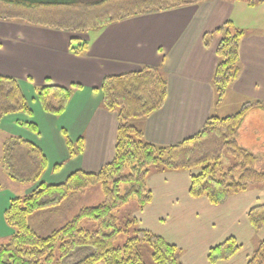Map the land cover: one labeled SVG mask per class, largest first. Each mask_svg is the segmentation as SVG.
Wrapping results in <instances>:
<instances>
[{"label": "crops", "instance_id": "0c3cea01", "mask_svg": "<svg viewBox=\"0 0 264 264\" xmlns=\"http://www.w3.org/2000/svg\"><path fill=\"white\" fill-rule=\"evenodd\" d=\"M253 4L245 5L253 9ZM236 9L241 14L243 6L230 0H206L117 21L88 34L0 21V75L19 81L32 111L31 116L13 113L2 118L1 146L6 137L18 136L39 147L46 157L41 181L49 184L64 181L76 170H100L113 156L117 119L101 106L97 89L104 76L136 72L143 66L160 69L168 85L158 110L131 120L154 144L170 145L193 136L211 113L225 116L228 97L236 99L238 108L247 100L264 102V27L257 31L246 27L241 29L239 75L222 102L213 103L211 80L220 39L215 30L234 18ZM72 38L88 42L85 55L69 52ZM46 80L72 90L60 115L45 112L35 97V87ZM223 101L227 105L219 109ZM26 123H33L37 132L26 128ZM80 138L82 151L70 157L66 140L75 145ZM238 142L260 156L257 167L263 169V109L247 112L238 129ZM189 177L186 171L152 170L147 179L152 200L136 211L139 226L175 244L182 264H212L207 260L209 248L234 236L241 245L239 251L213 264H246L248 255L264 240V225L255 232L247 219L250 208L264 204V183L213 206L203 197L189 195ZM16 183L21 182L12 180L0 161V239H10L13 233L4 220L10 199L36 187L30 183L21 190Z\"/></svg>", "mask_w": 264, "mask_h": 264}, {"label": "trees", "instance_id": "16d2710c", "mask_svg": "<svg viewBox=\"0 0 264 264\" xmlns=\"http://www.w3.org/2000/svg\"><path fill=\"white\" fill-rule=\"evenodd\" d=\"M203 1L206 0H0V21L88 34L117 21ZM215 33L220 39L215 49L217 62L211 86L213 103L217 106L239 75V45L244 31L227 20ZM68 49L74 55H85L88 42L72 38ZM167 86L164 73L152 66L102 78L97 89L101 106L115 113L117 132L111 160L96 172L76 170L58 184L45 183L41 178L46 170V157L41 149L18 136L3 140L0 161L7 175L36 187L9 201L4 220L13 233L7 243L0 245V264H144L137 251L141 242L151 247L154 264H182L180 249L161 235L141 228L138 219L133 217L125 228L119 225L116 214L119 208L133 199L138 211H142L152 200L147 184L152 170L188 172L189 195L203 197L213 206L253 184L264 183V168L257 167L260 156L242 146L237 138L247 112L254 107L264 110V102L247 100L237 111L225 116L211 113L193 136L178 143L158 145L147 141L143 131L129 123L158 110L165 101ZM71 94V88L49 80L35 87V97L42 109L55 116L65 110ZM13 113L32 115L19 81L0 75V122ZM24 126L37 132L33 123ZM66 146L72 157L82 151L83 140L80 138L74 145L67 139ZM225 154L234 159L227 168L223 165ZM60 166L53 169L56 171ZM95 186L103 196L99 204L82 207L44 236L30 226L29 219L37 212L60 205L73 192ZM247 219L252 229L259 231L264 225V204L250 208ZM85 220L94 222L95 228H83ZM131 230L133 236L123 246H116L118 236ZM240 247L234 236H228L209 248L207 260L212 264L228 260ZM246 264H264V240L248 255Z\"/></svg>", "mask_w": 264, "mask_h": 264}, {"label": "rangeland", "instance_id": "374dc122", "mask_svg": "<svg viewBox=\"0 0 264 264\" xmlns=\"http://www.w3.org/2000/svg\"><path fill=\"white\" fill-rule=\"evenodd\" d=\"M236 6H243L242 13L238 14L240 9H236L232 19H230L234 24L235 27L238 29H249L252 30H259L264 27V0H252L255 1L256 4H253V9H247L246 3H250V0H230ZM165 5V4H163ZM229 106L225 108L226 115L234 113L237 111L238 106L235 104L236 99L233 97H228ZM230 102L232 104H230ZM234 103V104H233ZM226 104L223 101V105L220 108H223ZM132 125V122L129 123ZM3 135L0 133V143ZM238 138V136H237ZM253 152V151H252ZM254 153V152H253ZM0 154H1V144H0ZM260 161V159H259ZM234 159L228 154L224 155L223 158V165L224 167H228L233 164ZM18 184V188L23 190L28 188L27 186L30 183L23 185L25 183H16ZM85 192V193H84ZM21 196V195H17ZM102 193L100 188L97 187H88L83 192H73L71 193L60 205L49 208L46 211H39L34 214L29 219L30 226L37 231L40 235L44 236L47 235V232L51 231L52 229L61 226L65 221H68L73 215L79 211L82 207L94 206L99 204L102 201ZM138 210L137 204L135 200H130L127 204L123 205L116 211V214L119 218V225L122 228H125L127 222L132 220V218L137 219L136 211ZM71 215V216H70ZM63 217H66L65 219ZM139 224V223H138ZM135 226V225H134ZM138 226V225H137ZM82 227L88 230H92L95 228V223L90 220H85L82 222ZM133 236L132 230L129 232H123L120 234L115 242L116 246H123L124 243L127 241L128 238ZM9 240L5 238L0 239V245L7 243ZM137 251L140 254L144 264H154L152 257H151V247L146 242H141L138 247Z\"/></svg>", "mask_w": 264, "mask_h": 264}]
</instances>
